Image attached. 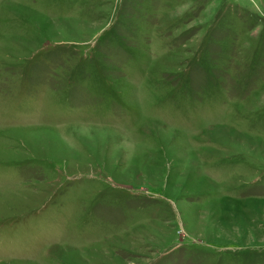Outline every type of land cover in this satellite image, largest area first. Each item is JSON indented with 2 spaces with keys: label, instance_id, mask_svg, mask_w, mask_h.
Masks as SVG:
<instances>
[{
  "label": "rangeland",
  "instance_id": "374dc122",
  "mask_svg": "<svg viewBox=\"0 0 264 264\" xmlns=\"http://www.w3.org/2000/svg\"><path fill=\"white\" fill-rule=\"evenodd\" d=\"M0 264H264V0H0Z\"/></svg>",
  "mask_w": 264,
  "mask_h": 264
}]
</instances>
